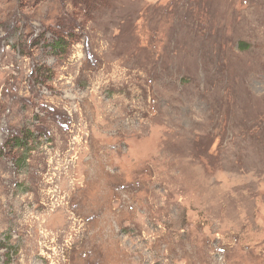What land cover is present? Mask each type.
Returning <instances> with one entry per match:
<instances>
[{
  "label": "rangeland",
  "instance_id": "374dc122",
  "mask_svg": "<svg viewBox=\"0 0 264 264\" xmlns=\"http://www.w3.org/2000/svg\"><path fill=\"white\" fill-rule=\"evenodd\" d=\"M0 264H264V0H0Z\"/></svg>",
  "mask_w": 264,
  "mask_h": 264
}]
</instances>
